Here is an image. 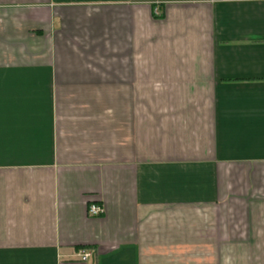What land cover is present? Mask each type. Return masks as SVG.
Instances as JSON below:
<instances>
[{"label":"crops","instance_id":"0c3cea01","mask_svg":"<svg viewBox=\"0 0 264 264\" xmlns=\"http://www.w3.org/2000/svg\"><path fill=\"white\" fill-rule=\"evenodd\" d=\"M0 264H264V0H0Z\"/></svg>","mask_w":264,"mask_h":264},{"label":"built area","instance_id":"2783aa9c","mask_svg":"<svg viewBox=\"0 0 264 264\" xmlns=\"http://www.w3.org/2000/svg\"><path fill=\"white\" fill-rule=\"evenodd\" d=\"M227 1V0H224ZM104 214V209L101 205L92 204L88 207V215L91 217H99ZM90 256V253L87 251L80 252V258L82 260H87Z\"/></svg>","mask_w":264,"mask_h":264}]
</instances>
